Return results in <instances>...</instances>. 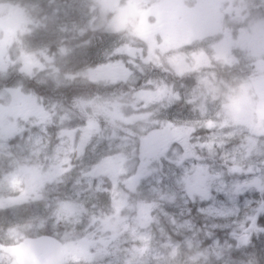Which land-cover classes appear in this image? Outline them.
I'll return each mask as SVG.
<instances>
[{
	"label": "rangeland",
	"instance_id": "rangeland-1",
	"mask_svg": "<svg viewBox=\"0 0 264 264\" xmlns=\"http://www.w3.org/2000/svg\"><path fill=\"white\" fill-rule=\"evenodd\" d=\"M36 1L26 3L25 18L32 29L50 34L42 42L34 35L24 38L0 66V80L15 73L8 88H0V99L22 95L26 112L34 108L20 120L0 122V243L24 239L17 221L28 210L31 216L22 221L56 235L63 264H220L217 257L236 244L230 235L236 221L252 209L260 228L256 221L264 214V169L248 163L264 157V139L250 131L253 102L264 97L256 90V72L220 76L206 70L195 88L178 93L162 78L167 63L158 67L142 56L128 65L124 57L130 77L120 81L112 74L119 54L111 41L115 19L105 18L101 0H90L89 16L88 0H46L41 6ZM246 3L241 28L248 32L236 41L256 63L264 57V0ZM6 6L9 1L0 0V12ZM99 32L106 35L105 50L99 48ZM48 46L56 47L42 72L25 70L24 55L50 52ZM240 60L235 69L241 62L249 65L245 56ZM104 65L109 71L102 76ZM23 77L26 85L17 81ZM49 85L67 89L42 93ZM129 85L151 95L132 111L159 108L155 123L125 122L118 97ZM95 98H108L109 105L94 112ZM165 208L176 210L174 217ZM101 220L107 222L103 229ZM260 237L264 245V233ZM3 247L0 264H15ZM239 255L232 250L233 257Z\"/></svg>",
	"mask_w": 264,
	"mask_h": 264
},
{
	"label": "flooded vegetation",
	"instance_id": "flooded-vegetation-1",
	"mask_svg": "<svg viewBox=\"0 0 264 264\" xmlns=\"http://www.w3.org/2000/svg\"><path fill=\"white\" fill-rule=\"evenodd\" d=\"M8 1L9 6L0 12V66L2 68L8 64V55L12 47L19 45L24 38L28 39L34 35L42 42L43 37H46L44 35L50 34L49 31H40L36 27L32 29L28 24L25 18L26 3H32L33 0H17L15 3ZM45 2L46 0H37L35 4L41 6ZM85 6L88 16L91 15L90 0ZM98 6L107 8L105 17L107 20L115 19L113 28L116 31L112 33L114 38L111 41L116 45L119 54L116 55V66L112 68L114 70L112 74L120 81L130 77V72L123 71L124 57L130 59L128 65H131L136 59L146 56V49L150 48L151 51H160L167 57V64L161 72L162 78L166 79L168 85L172 86L176 92L180 88H195L198 77L206 70L218 73L220 76H230L233 72L238 73L243 69L242 72L245 71L246 74L251 70L256 72L259 78L256 90L264 94V57L258 59L256 63L252 62L246 56L249 51L247 47L244 46L243 49L236 41L238 35L248 32L244 30L245 28H241L249 12L246 10V6H249L246 0H120L118 6L111 12L106 0L99 1ZM224 7H228V11H224ZM115 22L121 28L118 29ZM103 28L104 26L100 24L99 30L103 31ZM90 30L88 27V31ZM128 33L139 38L145 47L139 48L131 43L127 47H122ZM105 37L106 35L99 32L98 39L102 42L99 46L101 50H105L107 43ZM204 44L209 46L206 48V54L203 53ZM55 47L48 46L51 53L46 49L29 51L28 55H24L21 64L24 66L27 64L25 70L42 72L44 65L51 61ZM244 56L248 59L249 65L246 66V62H241L239 68L235 69L234 65L238 64L236 62L241 61L240 59ZM204 64H212V67L203 69ZM108 71L104 65L102 76ZM9 75L12 76L13 73L3 77L2 81H8ZM102 76L98 75L97 80L100 82L106 80V77ZM48 87L50 89L42 88L41 92L52 95L67 89H56L54 85ZM23 98L22 95H12L7 100L0 99V122L9 118L20 120L22 114L26 113L25 116H27L34 113V108L26 112L28 104Z\"/></svg>",
	"mask_w": 264,
	"mask_h": 264
},
{
	"label": "clouds",
	"instance_id": "clouds-1",
	"mask_svg": "<svg viewBox=\"0 0 264 264\" xmlns=\"http://www.w3.org/2000/svg\"><path fill=\"white\" fill-rule=\"evenodd\" d=\"M230 7V6H228ZM228 7H224V11H228ZM134 44L139 48H144V44L139 38L131 35L130 33L126 34V42L122 47H127L128 44ZM145 62L153 61L155 66H160L162 63H167V57L160 53L159 56L151 51L150 48L146 49ZM236 89L243 88V84H238L235 86ZM152 97L148 93H142L138 90H135L129 85L128 91H123L118 97L119 108L123 111L124 116L126 117V123L133 127H140L144 123H155V119L159 113V108L149 107L148 110L141 112L139 115H136L132 109H135L137 103L141 100H144L145 103H149ZM254 111L252 115L254 116V127L250 129L254 134L259 135L264 139V97L257 98L254 100ZM109 105L108 98H95L94 102L91 103V107L95 112L98 107L106 108ZM196 129L195 127H188L187 132L192 133ZM67 163V160L64 161ZM259 163L261 168L264 169V157H258L256 160H249V165L254 163ZM71 167V165H70ZM255 211L249 209L236 221V226L233 229V232L230 235L236 239L235 245H229L228 249L225 250L223 257H217L220 264H264V249L257 255L255 250V244L253 243L252 237L255 236L256 239L260 238L261 233H264V229L256 228L255 224ZM247 225V228L244 227ZM55 226V225H53ZM101 229L107 226L106 220L100 221ZM242 233H247V235H242ZM232 250H238L240 255L239 257L232 256ZM253 258H255L253 260Z\"/></svg>",
	"mask_w": 264,
	"mask_h": 264
},
{
	"label": "water",
	"instance_id": "water-1",
	"mask_svg": "<svg viewBox=\"0 0 264 264\" xmlns=\"http://www.w3.org/2000/svg\"><path fill=\"white\" fill-rule=\"evenodd\" d=\"M110 12L120 0H106ZM133 177L128 181L133 185L138 180ZM6 253L15 258L16 264H62L63 253L60 243L50 236H38L24 239L21 243L6 248Z\"/></svg>",
	"mask_w": 264,
	"mask_h": 264
},
{
	"label": "trees",
	"instance_id": "trees-1",
	"mask_svg": "<svg viewBox=\"0 0 264 264\" xmlns=\"http://www.w3.org/2000/svg\"><path fill=\"white\" fill-rule=\"evenodd\" d=\"M13 74H15V73H13ZM9 77H10V75H9ZM12 80H13V78H11L9 80V82L0 80V88L6 87L8 85V83H11ZM17 81H19L22 85H26L27 82H28L27 78H25V77H23L22 79L17 80ZM4 82H5V84H4ZM4 211L5 210H3V213H0V219H2V217L4 215ZM165 211L169 212L172 217H174V213H176V210L170 209V208H165ZM21 213L25 214V216L21 217L20 216ZM21 213L18 214V217H19L20 220H18L17 222L18 223H22L23 227L21 229V232L24 234V237L48 235V236L54 237L57 240H59L56 237V235L53 234V232H51L47 227H34L33 224H26L28 222L22 221V220H28V218L31 216L30 212L28 210L23 211ZM256 225L258 227H260V228H264V214L259 217L258 222L256 221ZM261 239H262V237H260L259 239H255V238L253 239V243L255 244V250H256L257 255H259L260 252L262 251V249H264L263 243L260 242ZM0 244L2 246H5V247L7 245V244H4V243H0ZM3 250H5L4 247H3Z\"/></svg>",
	"mask_w": 264,
	"mask_h": 264
}]
</instances>
